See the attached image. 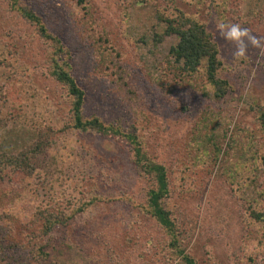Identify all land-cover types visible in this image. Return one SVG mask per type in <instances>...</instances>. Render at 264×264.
<instances>
[{
  "label": "rangeland",
  "instance_id": "374dc122",
  "mask_svg": "<svg viewBox=\"0 0 264 264\" xmlns=\"http://www.w3.org/2000/svg\"><path fill=\"white\" fill-rule=\"evenodd\" d=\"M28 1L67 45L87 93L86 112L133 131L137 107L143 150L168 169L164 204L177 225L179 248L143 208L153 185L134 163L129 143L88 134L79 136L90 159L83 180L53 184L44 172L49 154L39 172L11 171L0 180V240L16 245L9 250L21 255L14 263L184 264L181 249L198 264H264V127L258 121L264 113V0H88L92 18L75 0ZM174 4L214 34L223 63L218 73L229 82L222 98L212 95L205 61L193 73L174 63L170 50L179 37L166 32L159 16L171 15ZM221 22L247 28L261 46L248 44L245 57L234 58L235 44L216 29ZM3 45L20 53L25 76L18 80L28 97L38 96L31 105L35 115L28 111L30 117L9 120L1 130L2 148L17 152L46 127L39 112L57 118L61 107V119L68 106L60 85L43 75L50 44L8 0H0ZM124 80L134 94H126ZM55 162L68 173L83 171L73 161ZM93 192L98 200L78 212ZM40 211L66 224L44 235Z\"/></svg>",
  "mask_w": 264,
  "mask_h": 264
},
{
  "label": "trees",
  "instance_id": "16d2710c",
  "mask_svg": "<svg viewBox=\"0 0 264 264\" xmlns=\"http://www.w3.org/2000/svg\"><path fill=\"white\" fill-rule=\"evenodd\" d=\"M75 1L86 13L91 15L88 0ZM166 1L169 2L170 0ZM8 4L11 11L33 25L38 34L50 44L43 75L60 85L63 91L61 94L65 99V105L68 106V111L64 112L61 119L59 116L64 111L61 107L56 115L57 118L46 115L47 112L44 114L39 112L38 122L42 123L41 120H44L46 127H38L37 138L17 152L3 149L1 130L4 125L7 121L16 119L18 116L28 117L30 111L32 115H35L31 105L38 101V96L28 97L29 92L27 93L24 83H20L18 80L20 74L25 76L20 53L14 55L12 48L6 49V45L0 46V180L10 176L11 171L15 174L20 172L24 175L39 172L45 168L47 161H49L42 158L49 154L50 160H53L48 165L49 170L47 168L44 172L53 176L51 182L56 185H60V181L75 182L77 176L84 177L86 175L85 165L90 162V159H87V149L79 142V136L89 134L94 137L124 139L131 147L134 163L144 171L153 185L147 192V204L143 208L158 220L161 226L173 237L171 245L179 248L177 225L164 204V200L170 194L168 169L163 163L151 159L144 152L138 135L142 125L141 117L138 118L136 115L137 107L133 108V114L135 113L136 117L133 131H125L120 122L108 121L104 115L86 112L87 93L73 73L72 57L67 45L58 35L49 30L44 18L30 5L28 0H8ZM159 16L167 22L166 32L179 37L178 43L172 46L170 50L174 56V63L180 65L186 72L193 73L198 71L205 61L206 77L210 88H212V95L214 98H222L227 92L229 82L220 77L218 73L223 66L220 59V47L209 29L208 23L194 14L190 15L186 9L177 4L172 6L171 15L163 11ZM92 20L98 24L97 20ZM103 38L107 43V36H103ZM110 46L113 49L111 42ZM12 56H16L18 59H12ZM123 85L126 94H134L135 88L129 82L124 80ZM39 91L42 93L41 90ZM141 114L143 116V113ZM258 121L264 127V113L258 116ZM57 160L62 162L73 161L76 165L81 164L80 167L83 171L78 175L76 168L69 173L65 172L62 165L61 168H58V163L52 164ZM83 177L79 176V181L80 179L83 180ZM95 200H98V197L93 192L92 198L83 202L77 211L85 212ZM252 214L259 216L256 211H253ZM57 215L46 211L38 213L36 218L42 220V227L40 228L42 234L47 235L56 225L64 223L65 220ZM11 246L16 245L11 244ZM11 246L0 240V264H26L14 263V260L21 255L9 253ZM179 253L182 254L184 264H198L196 259L190 254L184 253V250L180 249Z\"/></svg>",
  "mask_w": 264,
  "mask_h": 264
},
{
  "label": "clouds",
  "instance_id": "9594fccd",
  "mask_svg": "<svg viewBox=\"0 0 264 264\" xmlns=\"http://www.w3.org/2000/svg\"><path fill=\"white\" fill-rule=\"evenodd\" d=\"M216 29L221 38L235 44L234 58L239 59L245 57L248 44L255 47L261 46L260 39L252 35L247 28L241 27L238 23L221 22L216 25Z\"/></svg>",
  "mask_w": 264,
  "mask_h": 264
}]
</instances>
